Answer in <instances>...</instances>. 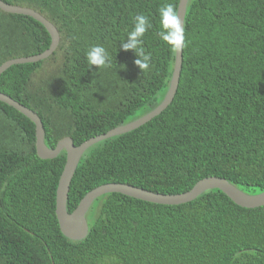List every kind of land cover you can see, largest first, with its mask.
Segmentation results:
<instances>
[{"label":"trees","instance_id":"trees-1","mask_svg":"<svg viewBox=\"0 0 264 264\" xmlns=\"http://www.w3.org/2000/svg\"><path fill=\"white\" fill-rule=\"evenodd\" d=\"M52 23L59 45L44 61L12 66L0 93L34 112L44 145L70 138L75 147L139 119L162 101L174 51L158 37L159 9L179 0H1ZM145 14L152 27L141 73L122 42ZM185 46L172 102L128 133L82 155L66 211L108 184L180 195L220 178L246 195L264 191V0H188ZM67 43V47L65 44ZM46 30L0 10V66L48 49ZM103 46L111 67L89 69L86 53ZM65 152L41 160L35 126L0 102V264H264V206H236L218 190L178 206L117 193L91 204L86 237L65 238L55 194Z\"/></svg>","mask_w":264,"mask_h":264},{"label":"water","instance_id":"water-1","mask_svg":"<svg viewBox=\"0 0 264 264\" xmlns=\"http://www.w3.org/2000/svg\"><path fill=\"white\" fill-rule=\"evenodd\" d=\"M187 3L188 0H179L177 6V12L182 27ZM0 10L8 14L21 15L33 19L46 30L50 37V45L47 50L35 56L18 58L5 62L0 66V75L12 66L34 64L40 61H44L49 58L57 49L60 41L59 33L55 26L47 19H45L41 14L29 8L6 4L1 0ZM181 65L182 50H180L179 52H174V63L171 78L168 83V88L161 103L155 109L135 121L111 130L104 135L89 139L78 147H75L72 140L67 137L58 141L54 149H48L43 142L44 131L38 116L10 97L0 93L1 103H4L7 106L13 108L34 124L35 153L39 159L51 160L56 158L62 151L65 152V164L63 167V171L59 177L55 194V217L58 223L59 230L65 238L69 239L70 241L83 240L88 232V226L85 216L91 204L100 196L111 193H117L129 198L155 205L178 206L193 201L196 197L205 192L218 190L238 207L245 209H255L264 206V191L257 195H246L229 184L224 179L211 177L197 182L190 191L180 195H161L122 184L103 185L86 194L80 200L77 207L72 213H68L66 211V201L69 185L84 152L91 146L103 140L128 133L140 126H143L145 123L149 122L151 119L155 118L162 111H164L172 102L173 97L176 93L180 77Z\"/></svg>","mask_w":264,"mask_h":264},{"label":"clouds","instance_id":"clouds-1","mask_svg":"<svg viewBox=\"0 0 264 264\" xmlns=\"http://www.w3.org/2000/svg\"><path fill=\"white\" fill-rule=\"evenodd\" d=\"M159 26L160 30L157 33L159 39L174 52L182 50L185 46L184 28L181 25L178 12L172 3H166L159 9ZM151 27L152 24L145 14L136 15L133 29L127 34V39L120 45L123 51L134 52L136 56L134 64L141 73L150 69L151 54L146 53L142 47V38ZM67 46L66 43L65 47ZM86 60L89 69L92 66L101 69L111 67L112 65L109 53L100 45L90 47L86 53Z\"/></svg>","mask_w":264,"mask_h":264}]
</instances>
